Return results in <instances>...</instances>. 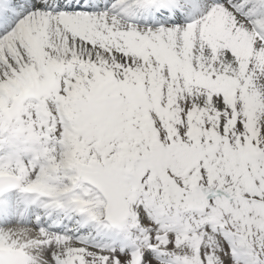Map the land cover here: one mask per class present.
I'll use <instances>...</instances> for the list:
<instances>
[{"label":"snow or ice","instance_id":"6c2138e0","mask_svg":"<svg viewBox=\"0 0 264 264\" xmlns=\"http://www.w3.org/2000/svg\"><path fill=\"white\" fill-rule=\"evenodd\" d=\"M0 264H264V0H0Z\"/></svg>","mask_w":264,"mask_h":264}]
</instances>
